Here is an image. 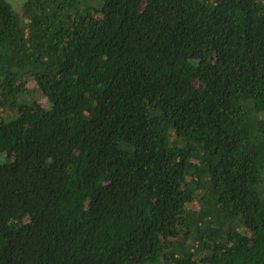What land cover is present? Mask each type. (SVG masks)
I'll return each instance as SVG.
<instances>
[{
	"label": "trees",
	"instance_id": "1",
	"mask_svg": "<svg viewBox=\"0 0 264 264\" xmlns=\"http://www.w3.org/2000/svg\"><path fill=\"white\" fill-rule=\"evenodd\" d=\"M80 1L0 0V264H264V0Z\"/></svg>",
	"mask_w": 264,
	"mask_h": 264
},
{
	"label": "rangeland",
	"instance_id": "2",
	"mask_svg": "<svg viewBox=\"0 0 264 264\" xmlns=\"http://www.w3.org/2000/svg\"><path fill=\"white\" fill-rule=\"evenodd\" d=\"M26 0H8V2L11 4L12 8L15 10V11H20V7H22L23 3L25 2ZM79 3L80 5H82L81 1L79 0ZM84 5V4H83ZM95 6V5H94ZM35 101L33 102V108H37V107H44L46 106V101L45 99L43 98H40V97H37L35 95Z\"/></svg>",
	"mask_w": 264,
	"mask_h": 264
}]
</instances>
